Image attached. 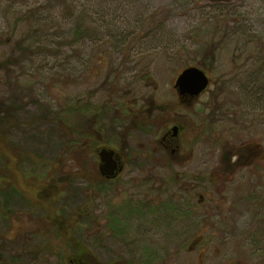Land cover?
Wrapping results in <instances>:
<instances>
[{"label":"rangeland","instance_id":"obj_1","mask_svg":"<svg viewBox=\"0 0 264 264\" xmlns=\"http://www.w3.org/2000/svg\"><path fill=\"white\" fill-rule=\"evenodd\" d=\"M190 66L211 82L182 104ZM102 145L127 165L104 188ZM249 147L264 149V0H0V264H264Z\"/></svg>","mask_w":264,"mask_h":264},{"label":"flooded vegetation","instance_id":"obj_2","mask_svg":"<svg viewBox=\"0 0 264 264\" xmlns=\"http://www.w3.org/2000/svg\"><path fill=\"white\" fill-rule=\"evenodd\" d=\"M194 98H192L189 95H184L182 97H180L181 103H190L193 101ZM6 112V111H5ZM6 113H12V111H7ZM181 127L178 124H174L169 130L164 131V133H162V137L160 140V145H161V151L163 153H165V155L169 158L170 156L174 155V154H178L180 152V142L179 140V135H178V131H180ZM88 140H85V143H87ZM108 148V149H112L106 145H102L98 150H97V158H98V164H97V175L102 179L99 183L100 186L102 188H104V184L110 183V182H114L116 180H118L119 178H121V176L123 175V173L126 171L125 169L127 168V165L125 164V161L123 159V156L120 152L115 151V158L118 161V168H121L120 170H116L115 172V177H108L107 175L102 174L101 172V160L99 157V152L103 149V148ZM243 160V165L244 167H249L252 165V162L255 158V160L257 159V162L261 163V160L264 161V149H256L254 150L253 148L249 147L245 149V155H242ZM236 165V164H235ZM152 166V165H151ZM148 167V166H147ZM150 167V166H149ZM156 167V166H154ZM261 167V166H260ZM137 168L141 169V166H138ZM146 168V167H145ZM262 168V167H261ZM153 170H149V169H145V172L147 173V176L149 178H151L150 173H152ZM203 200V196L200 195V202ZM133 202H136L137 206H139L141 204V202H137L138 198H133L132 199ZM145 203V206H143V208H147L149 206V202L147 201V198ZM134 204V203H132ZM145 209V210H147ZM202 238L203 236L201 234H199L195 239H193L191 241V244L188 245V250L189 252H193L196 248L199 247L200 243L202 242ZM202 254H200L201 258L203 259L205 251L200 252ZM164 261H161L159 259V255L155 252L149 253L146 257L145 261H138L135 259L134 255H130L127 259L123 258L121 255L117 254L112 260H109L106 264H174V262L169 261L168 260V255L163 256ZM202 261V262H201ZM198 264H204L205 262H203V260H201ZM93 263L90 260H84L81 257L78 256H74L69 258L68 260V264H91ZM97 264H104L101 261H97Z\"/></svg>","mask_w":264,"mask_h":264},{"label":"water","instance_id":"obj_3","mask_svg":"<svg viewBox=\"0 0 264 264\" xmlns=\"http://www.w3.org/2000/svg\"><path fill=\"white\" fill-rule=\"evenodd\" d=\"M224 1V0H223ZM210 77L206 71L198 66L184 68L175 80V89L179 97L189 95L192 98L199 97L209 86ZM101 160V172L108 177H115L118 168V161L115 158L113 149L103 148L99 152Z\"/></svg>","mask_w":264,"mask_h":264},{"label":"trees","instance_id":"obj_4","mask_svg":"<svg viewBox=\"0 0 264 264\" xmlns=\"http://www.w3.org/2000/svg\"><path fill=\"white\" fill-rule=\"evenodd\" d=\"M123 34V33H122Z\"/></svg>","mask_w":264,"mask_h":264}]
</instances>
